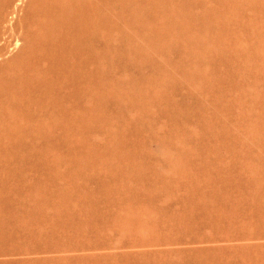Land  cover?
<instances>
[{
  "label": "bare ground",
  "instance_id": "obj_1",
  "mask_svg": "<svg viewBox=\"0 0 264 264\" xmlns=\"http://www.w3.org/2000/svg\"><path fill=\"white\" fill-rule=\"evenodd\" d=\"M21 2L0 0V29ZM245 4L260 18L245 19L239 0H28L19 55L0 64L1 252L35 249L44 227L97 237L113 220L132 232L264 235V0ZM156 125L177 150L167 175L145 149ZM247 145L257 153L241 162ZM61 168L82 182L61 183ZM250 256L264 264V251Z\"/></svg>",
  "mask_w": 264,
  "mask_h": 264
},
{
  "label": "rangeland",
  "instance_id": "obj_2",
  "mask_svg": "<svg viewBox=\"0 0 264 264\" xmlns=\"http://www.w3.org/2000/svg\"><path fill=\"white\" fill-rule=\"evenodd\" d=\"M259 1L262 2V0H253L257 5H259ZM239 2L242 4L241 12L245 19L250 20L254 15L257 16V12H253L245 4V0H239ZM20 5L15 13L13 5L11 6L9 14L0 29V64L13 58L12 56L16 54V57L19 55L21 41L20 36L16 35H20L22 31L23 16L29 7L28 0H22ZM13 15L14 19L9 20ZM230 30L237 32L238 28L230 27ZM250 36H254L253 31L250 32ZM11 37L12 39H10ZM9 39L11 43L6 45V41ZM168 60L173 65L181 66L179 55L171 54L168 56ZM202 70L205 73L207 72L205 68ZM122 75V73L117 74L119 77H122ZM229 93L231 94L229 96L233 97L232 92ZM237 107L235 112L244 115L241 107L239 105ZM194 128L192 125H187V129L190 132ZM152 129L153 137L145 148L146 152L152 157L149 164L161 175L170 174L177 150L175 147L171 148L161 141L159 138V134L162 132L161 126L156 125ZM100 141L101 135L97 132L90 140V143L97 147ZM247 150L252 152V155L257 153L255 147L254 149L249 147V145L241 147V162L244 161ZM220 152L222 156H227L228 154L224 149H221ZM137 165L138 163L134 164V166ZM237 170L243 178L248 174L246 169ZM88 171L86 173L92 175L93 171L92 173ZM71 172L65 168H61L59 181L64 182L67 174H71L70 176L73 175L72 178L75 183H81L82 177L79 173ZM98 193L96 189H92L91 197L96 199ZM176 202L173 203L172 209L179 206ZM70 204L77 209L79 206V210L81 211L83 208V211L88 209L87 205L76 200H72ZM165 205L164 199L159 198L156 200L154 207L162 209ZM114 209L118 213L120 212L117 205H114ZM142 212L146 213L147 211L143 208L140 213ZM118 215L126 217L122 213ZM114 224V220L105 221L103 223L104 226H107V228H104L105 233L97 237L76 236L60 230H56L51 236H48L50 229L44 227L42 229L44 239L36 244L35 249L0 251V264H28V262L29 264H125L128 261L134 264H180L182 259L187 255L191 257L212 255L220 264H248L249 255L254 258L258 252L264 251V235L260 236L257 232L249 233L248 228H243L240 225L233 228L222 226L215 230L204 227L196 233L178 232L177 230H159L157 233H154L146 230L132 232L122 228L115 229Z\"/></svg>",
  "mask_w": 264,
  "mask_h": 264
}]
</instances>
